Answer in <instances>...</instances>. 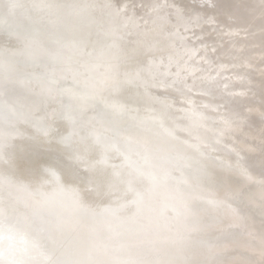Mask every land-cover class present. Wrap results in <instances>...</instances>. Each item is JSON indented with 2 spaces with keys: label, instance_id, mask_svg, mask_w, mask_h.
Instances as JSON below:
<instances>
[{
  "label": "water",
  "instance_id": "water-1",
  "mask_svg": "<svg viewBox=\"0 0 264 264\" xmlns=\"http://www.w3.org/2000/svg\"><path fill=\"white\" fill-rule=\"evenodd\" d=\"M59 1L94 33L68 58L44 0H0V264H264L260 191L230 182L264 175V22L249 66L162 0Z\"/></svg>",
  "mask_w": 264,
  "mask_h": 264
},
{
  "label": "rangeland",
  "instance_id": "rangeland-1",
  "mask_svg": "<svg viewBox=\"0 0 264 264\" xmlns=\"http://www.w3.org/2000/svg\"><path fill=\"white\" fill-rule=\"evenodd\" d=\"M38 1L40 3L42 2V0H38ZM255 1L253 0L252 2L255 4ZM138 2H139V7L145 6L141 4L142 2L141 0ZM246 2L247 0H162L160 4L157 2L158 5L153 6L152 11L154 12L157 11L158 13H162V15H159L157 18H155L156 20H159L158 18H165V16L168 17L172 16L174 10L182 12V14L189 21L190 27L192 29V34L198 36V38H200V40L204 44L206 43L209 44L208 42H210L215 44L216 47L219 46L220 48H223V51L220 52L222 56L225 53L224 52V47H226L225 44H232V47L228 48L227 50H229L234 55L238 54L239 56L242 53H244L245 54L244 61L250 66L252 64L251 62L252 60L250 58H252L254 54V46H255L254 37L257 33L256 31H254L255 27H257L255 21H258L260 16H264V5L262 7L261 6L258 7V9H256V6L252 5L253 11L251 12L250 17L247 16L244 18L247 21L246 25L239 29H235L232 23H234L236 17L238 18L243 17L242 14L239 15L238 11L241 9V7L247 8ZM57 3H58L57 0H44V4L40 5L39 8H36V10H34L32 14L31 13L30 14L31 16L33 15L34 19L37 21L36 24H38L39 27L42 26V29L45 30V32L42 34L43 39L45 40L46 38L49 42H53L59 45V49L56 48L57 53L59 52L62 56L67 57L69 55V52L72 50V48H63L62 46L63 45L68 46L70 43L74 44L75 42V39L73 37L70 38L67 37H69L70 35H73L74 37L75 36L78 37V39H76L78 41L75 42V45H77L78 47L81 46L85 48V47H89V43L91 44L92 41L94 40V33L89 32L88 30H80V29H78L73 34H68V30L67 32L62 33L65 27H62L61 21L65 20L67 22V18L70 19V16H68V11L66 12L63 9L66 8L69 10V8L71 9V6L73 4L71 3V1H67V2L65 1L64 3L59 1V3H61L62 5H58L59 3L58 4ZM239 6L240 9H237V7ZM22 10L24 12L27 11L26 9H22ZM261 13L263 14L260 15ZM138 16H144L142 18H147L148 20H150V16L148 14L145 15V13H139ZM208 16H210L211 20L209 19ZM79 21L80 20L77 21L75 20L74 23V19H72V23H74V25L78 27H80ZM66 29H70V26H68ZM248 33L250 34L251 41H248L245 38V36H247ZM2 45L5 46L4 43H2ZM212 54L214 55V51H212ZM59 67L62 68L63 74H66L64 69V67L66 68V66H63L61 63L55 64L54 67H52V69L59 70ZM48 71L49 69H47V73H49ZM53 74L56 75L55 72ZM65 79L68 78L65 77ZM129 82L133 84L132 83L133 81H129ZM137 83L138 82H135V84ZM50 87L51 89H53L54 87L57 90L56 93L55 91L53 92L55 95L57 94L61 95L63 91L69 89L67 86H64L62 82L58 83L57 81H54L52 85H50ZM172 96L174 97V99L178 98L177 95L172 94ZM44 101L46 105L49 104V99ZM0 107L3 108V105L0 104ZM1 119L4 125H6L7 129L9 130L8 134L9 132L11 133V132L19 131L20 124L16 121V119L11 117L1 118ZM19 164L21 166L26 165V168H28L29 170L32 169L31 166L26 163H19ZM251 175L253 176V174ZM254 176L255 178L254 179L249 178L250 180H248L246 176H240L241 180L238 179L237 177L236 178L237 180L230 179L231 180L230 182L235 184L241 195L242 192L250 193L249 186H246L247 184L246 182L251 181L253 184V185L251 184L252 187L256 189L258 192L260 191L261 196H259V200H260V201L258 200V204H259L261 201L264 202V183L262 184V179L264 178V175L258 176L260 179L256 177L255 173ZM250 190L252 191V189ZM0 191H1V187H0ZM230 207L231 205L225 206L223 208V211L224 212L229 211V209H231ZM261 213L264 214V212L262 211ZM16 249H18V247ZM259 262L264 263V259L260 260Z\"/></svg>",
  "mask_w": 264,
  "mask_h": 264
},
{
  "label": "bare ground",
  "instance_id": "bare-ground-1",
  "mask_svg": "<svg viewBox=\"0 0 264 264\" xmlns=\"http://www.w3.org/2000/svg\"><path fill=\"white\" fill-rule=\"evenodd\" d=\"M253 0H247V2H246V4H247V8L246 7H241V9H240V6L239 7H237V9H240L239 11H238V13H239V15H243V17H240V18H238V17H236L235 18V21H234V23H232V25H234V27H235V29H239V28H241V27H244L245 25H246V20L244 19L245 17H250V15H251V12L253 11V8H252V5L253 6H256V9H258V7H262L264 4H263V2H262V0L261 1H259V0H254L255 1V4L252 2ZM245 4V5H246ZM260 9V8H259ZM263 13H261L260 15H262ZM264 22V16H260L259 17V19H258V22ZM246 35V34H245ZM249 35V36H248ZM245 38H246V40H248V41H251V39H250V34L248 33L247 34V36H245ZM247 41V42H248ZM249 43V42H248Z\"/></svg>",
  "mask_w": 264,
  "mask_h": 264
}]
</instances>
